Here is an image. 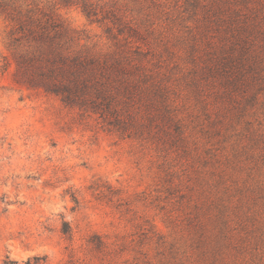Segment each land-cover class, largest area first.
Returning <instances> with one entry per match:
<instances>
[{
  "label": "rangeland",
  "instance_id": "obj_1",
  "mask_svg": "<svg viewBox=\"0 0 264 264\" xmlns=\"http://www.w3.org/2000/svg\"><path fill=\"white\" fill-rule=\"evenodd\" d=\"M71 1L0 3L54 11L107 48L81 10L86 0ZM87 1L140 23L152 9ZM176 1L161 3L173 11ZM158 15L149 41L180 64L177 33ZM10 29L0 12V264H264V94L254 110L237 95L210 118L192 101L184 148L158 150L18 85Z\"/></svg>",
  "mask_w": 264,
  "mask_h": 264
},
{
  "label": "trees",
  "instance_id": "obj_2",
  "mask_svg": "<svg viewBox=\"0 0 264 264\" xmlns=\"http://www.w3.org/2000/svg\"><path fill=\"white\" fill-rule=\"evenodd\" d=\"M144 1L157 10L146 15L151 25L83 1V14L103 28L107 48L54 11L0 3L11 26L15 82L57 98L109 135L164 151L184 148L192 101L208 118L224 102L237 104L231 103L237 95L257 108L264 94V0H179L173 11L161 0ZM156 13L177 33L180 64L168 45L157 51L149 41L146 28L153 29Z\"/></svg>",
  "mask_w": 264,
  "mask_h": 264
}]
</instances>
